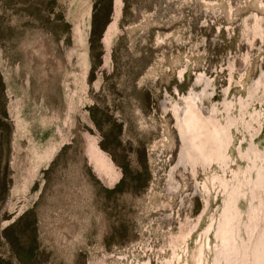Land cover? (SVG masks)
<instances>
[{
    "label": "rangeland",
    "instance_id": "1",
    "mask_svg": "<svg viewBox=\"0 0 264 264\" xmlns=\"http://www.w3.org/2000/svg\"><path fill=\"white\" fill-rule=\"evenodd\" d=\"M0 264H264V0H0Z\"/></svg>",
    "mask_w": 264,
    "mask_h": 264
},
{
    "label": "bare ground",
    "instance_id": "2",
    "mask_svg": "<svg viewBox=\"0 0 264 264\" xmlns=\"http://www.w3.org/2000/svg\"><path fill=\"white\" fill-rule=\"evenodd\" d=\"M202 119H203V118H202ZM205 122H206V121H205ZM203 123H204V122H203ZM203 123H202V124H203ZM210 125H211V124H210ZM204 127H205V126H204ZM207 127L209 128V126H207ZM202 128H203V127H202ZM205 128H206V127H205ZM205 128H204V129H205ZM199 129H200V127H199ZM204 129H201V130H204ZM203 132H206V131L204 130ZM209 148H210V147H209Z\"/></svg>",
    "mask_w": 264,
    "mask_h": 264
}]
</instances>
